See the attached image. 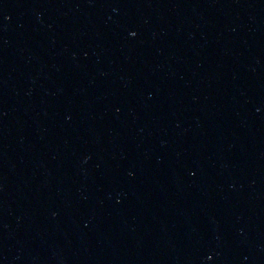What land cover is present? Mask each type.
<instances>
[{
	"label": "water",
	"instance_id": "water-1",
	"mask_svg": "<svg viewBox=\"0 0 264 264\" xmlns=\"http://www.w3.org/2000/svg\"><path fill=\"white\" fill-rule=\"evenodd\" d=\"M0 264H264V0H0Z\"/></svg>",
	"mask_w": 264,
	"mask_h": 264
}]
</instances>
